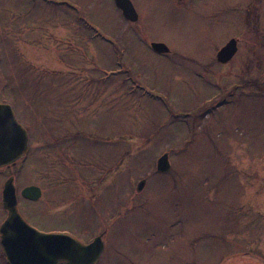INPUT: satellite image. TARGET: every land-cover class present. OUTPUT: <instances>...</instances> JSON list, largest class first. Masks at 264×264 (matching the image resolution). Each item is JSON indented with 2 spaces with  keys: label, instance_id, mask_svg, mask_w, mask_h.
Wrapping results in <instances>:
<instances>
[{
  "label": "rangeland",
  "instance_id": "obj_1",
  "mask_svg": "<svg viewBox=\"0 0 264 264\" xmlns=\"http://www.w3.org/2000/svg\"><path fill=\"white\" fill-rule=\"evenodd\" d=\"M248 1L132 0L144 42L108 0H0V100L34 137L17 183L81 195L62 224L86 238L146 180L100 264H264V85L215 60Z\"/></svg>",
  "mask_w": 264,
  "mask_h": 264
},
{
  "label": "flooded vegetation",
  "instance_id": "obj_2",
  "mask_svg": "<svg viewBox=\"0 0 264 264\" xmlns=\"http://www.w3.org/2000/svg\"><path fill=\"white\" fill-rule=\"evenodd\" d=\"M130 1L136 12L135 20H128L127 18H125L123 12L118 8L115 0H108V3L110 2L112 4V7L118 13H120L123 19L127 22V29L129 30V33L135 38H139V40L146 42L147 38L140 13L136 9L132 0ZM77 8L78 9H75V12L80 16L79 21L83 24V29H91L93 32V39L96 37L103 38V36L95 27L90 26L87 23L88 21L85 19L87 15L84 14L83 8H79L78 6ZM97 9L99 12H105V8L102 5L95 7V10ZM236 10L239 12H243V19L241 20L238 16L236 20L240 23V30L237 34L230 35L226 39L224 46L229 41L234 39L236 40L237 52L234 57L226 64L218 62L216 56L215 60L218 64L222 65L221 69H224V73L226 74V68L236 61V57L239 55L240 52L243 53L244 57L238 60H241L243 62L242 64H245L247 66L251 65L253 67V79L249 82L252 84V86H254L255 90H258L261 85H264V80H260L261 74L263 72H260V66L264 65V0H249L245 5H240L236 7ZM152 43L153 42L151 41L150 46L152 45ZM246 44L251 46H248L246 49ZM220 49L216 51V54ZM245 50L246 54L244 53ZM0 104H7L11 106L15 114V110L10 103L5 100H0ZM15 118L17 119L16 114ZM21 126L27 131L28 135V149L25 157L14 164L5 167H0V264H11V262L8 260L7 253L17 252L15 250L16 244L14 243V241L19 238V231L25 230L23 225H21L19 221H15V219L11 220V223L9 222V218H11V216H13L15 212L18 214L19 219L23 223H25L28 227L40 234H66L85 246L90 245L96 240H98V243L100 244L99 246L102 250L95 264H100L103 261V256L106 255L110 250L109 242L107 243V237H109L108 233L110 228L114 225L115 222L121 219L120 217L123 213H129V211L131 212L136 209V207L133 206L134 202L139 196L142 195V193L144 192V188L142 190H138V186H136L135 190L134 188H128L130 191L127 194L131 195L125 201V204L122 207V211L118 210L111 216L104 218L102 221L99 220L100 222L97 219L94 222V227L96 226L98 229L97 232L86 236V238L78 237L73 233V231L64 229L62 223L64 219L63 210H65L67 206L72 205L77 198H80L79 196L81 195L77 194L76 196L69 198V200L68 197L63 196V201L61 200L62 202L60 200L51 201L45 193L46 191H44V189H42L41 187L32 184L19 185L17 183L16 172L18 169L16 168L19 167L20 162H22L27 157V154L29 153V148L31 146L30 144H32V141L34 140V137L30 136L29 131L23 125ZM4 176L6 178L3 180ZM10 178L13 179L14 183L13 188L15 190L17 201L15 208L11 206V203L5 204L4 202L5 183ZM28 187H37L40 189L41 193L38 195L39 198L37 200H31L23 196V191ZM85 190L86 193H84V191V194H82L86 197L85 199L89 201L93 200L95 198L93 195L94 189L86 187ZM48 199L50 201H48ZM141 206L142 204L140 202L139 208ZM26 230L28 231V229ZM118 243L123 244V242L120 241H118ZM123 253V250L118 247L117 254L121 256L123 255ZM58 264L67 263L62 261Z\"/></svg>",
  "mask_w": 264,
  "mask_h": 264
},
{
  "label": "water",
  "instance_id": "obj_3",
  "mask_svg": "<svg viewBox=\"0 0 264 264\" xmlns=\"http://www.w3.org/2000/svg\"><path fill=\"white\" fill-rule=\"evenodd\" d=\"M128 20H135L136 12L130 0H115ZM152 49L159 54L169 53V48L162 43H153ZM236 40L229 41L217 54V61L226 64L236 54ZM28 149L27 131L19 124L11 106L0 104V167L16 163L25 157ZM171 164L168 154H164L157 161V171L166 173L170 171ZM13 179L5 183L4 202L16 207V195L13 188ZM145 187V181L138 184V190ZM40 189L28 187L23 191V196L31 200L39 198ZM9 222L15 219L24 227L19 231V238L14 241L16 253H7L11 264H95L101 253L98 240L90 245H83L72 237L63 235H44L36 232L23 223L15 212ZM28 229V231L26 230Z\"/></svg>",
  "mask_w": 264,
  "mask_h": 264
}]
</instances>
